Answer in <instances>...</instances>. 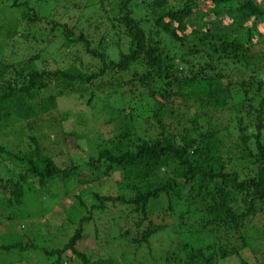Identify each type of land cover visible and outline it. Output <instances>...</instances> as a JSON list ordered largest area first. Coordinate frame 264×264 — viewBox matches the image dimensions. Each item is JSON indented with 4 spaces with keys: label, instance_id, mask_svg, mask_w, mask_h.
Wrapping results in <instances>:
<instances>
[{
    "label": "trees",
    "instance_id": "1",
    "mask_svg": "<svg viewBox=\"0 0 264 264\" xmlns=\"http://www.w3.org/2000/svg\"><path fill=\"white\" fill-rule=\"evenodd\" d=\"M1 1L0 28L15 15L37 22L38 6L47 14L53 6L48 5V0H36V8L28 0ZM94 1L84 29L74 26L67 30L64 25L53 23L50 29L57 31V26L62 27L60 47L80 45L93 71L83 73L72 67L36 69L38 56L15 65H0V129L8 122L27 123L40 115L51 116L49 122L56 113V98L68 94L83 98L90 93L88 105L95 92L107 100L117 93H130L123 98L120 95L123 103L130 104L123 114L124 126L97 146L94 154L80 155V163L66 169L57 167L42 153L35 137L17 141L11 151L0 146V163L9 177L11 173V179L0 185L4 220L15 219L27 194L36 200L50 198L49 192L54 191L47 187L59 182L68 198L75 185L97 179L99 172L104 179L117 173L120 180L116 186L121 194L115 197L89 193L93 205L57 248H52L57 238L50 234L45 220L40 225L20 224L19 231L9 235L13 239L0 246V251L19 256L38 254L45 264H66V253L79 264H117L110 256L89 260L76 247L92 211L101 212L109 204L126 207L134 214L129 228L120 230L110 244L120 241L124 247L144 246L151 253L150 239L170 229L169 225L156 226L152 221L165 217L175 221L176 225L171 226L177 235L207 234L239 244L226 247L225 243L221 248H229V253L221 251L220 257L214 254L213 243L192 250L181 241V257L185 256L182 264H214V258L231 255L239 264H249L240 253L249 248V241H264L263 223L260 230L246 234L253 227V219L264 217V79L260 81L255 74L262 71L258 59L247 57L253 47L249 45L251 36L258 33L247 20L259 19L264 24V0ZM89 5L91 1H85L84 7ZM225 20L227 23H223ZM227 31L231 37L223 33ZM160 34L164 40L158 38ZM185 42L192 43V47H184L185 53L176 57L172 45ZM199 53H204L209 61L194 67L188 57ZM175 62L183 67L177 68ZM229 65L232 67L226 70ZM184 67L194 69L183 73ZM235 83L238 87L233 88ZM134 93L137 96L131 97ZM132 98L140 105L133 106ZM256 101L255 108L252 102ZM180 118L185 119L180 122ZM238 118L253 120L252 135L243 132L245 127L234 128ZM221 119L226 125L216 122ZM231 131L237 136L232 137ZM236 163L247 167L242 173L229 169ZM43 188L47 189L46 194H42ZM73 204L85 206L76 197ZM73 204L64 207L59 203L57 208L70 214ZM200 214L198 221L195 218ZM63 219L60 223L66 226ZM190 219L201 224L200 228L190 224ZM173 253L169 249L162 252L165 264H178ZM167 255L172 258L170 263ZM261 256L262 260L253 264H264V253Z\"/></svg>",
    "mask_w": 264,
    "mask_h": 264
},
{
    "label": "rangeland",
    "instance_id": "2",
    "mask_svg": "<svg viewBox=\"0 0 264 264\" xmlns=\"http://www.w3.org/2000/svg\"><path fill=\"white\" fill-rule=\"evenodd\" d=\"M85 1L87 0H48V5H53L48 8L49 13L47 14L40 6H38V15L40 16L37 22H29L26 18H20L15 15L9 21L3 24L0 28V65H15L22 61H25L28 57L38 56V60L35 62V68H42L44 71L52 70H66L69 67L76 69L79 72L89 73L93 71L92 64L88 57L84 54L83 48L80 45L60 47L64 29L57 26V31H50L51 23L64 25L66 29H71L74 26L84 29L86 27V20L88 21V15L91 12L94 0L91 1V5L84 7ZM201 1V0H199ZM29 4L34 8L36 0H28ZM71 2L73 4H71ZM2 1L0 0V6ZM91 7V8H90ZM227 23V21H223ZM247 23L251 28H255L258 32L255 36H251L250 44L253 47L249 50L247 57L251 59L257 58L259 65L262 68L255 74L258 76L257 79L263 81L264 79V65H261V60H264V24L258 19L247 20ZM220 27L221 24L219 25ZM195 27V24L192 28ZM200 25L197 24L199 29ZM102 29V28H101ZM231 37V32H223ZM160 40H164L165 37L161 34L158 36ZM156 40V39H155ZM192 43L185 45L175 43L172 45V51L175 52L176 57L184 54L186 50L184 47H192ZM199 53L197 55H189L188 61L196 66H203L207 63L208 57ZM171 56V53L168 55ZM174 57V54H173ZM172 57V58H173ZM177 68L183 67L175 62ZM194 67H184L183 73H190ZM232 67L229 65L228 68ZM41 70V69H40ZM225 70V73H226ZM216 74V72H215ZM8 75V74H7ZM125 74L122 75L124 77ZM6 78V77H5ZM236 79H240L236 78ZM225 81H223L224 84ZM232 87H238V84H232ZM90 93H86L83 98H79L78 95L68 94L59 98H56V113L54 118L47 122L51 116L40 115L38 118L23 122H8L4 124L5 128L0 129V146L5 149L14 150L17 141H24L26 137H35L39 148H42V153L48 156L52 162L59 168L66 169L72 164L80 163V155L87 157V153L94 154L97 146L107 139L112 138L116 135L120 128L124 126L123 114L127 113L125 108L130 107L123 103L122 98L130 96V93H117L106 99L105 95H101L98 92L91 93L92 99L90 104H86V99ZM251 93H249L250 95ZM122 98H121V96ZM137 93L131 95L135 97ZM251 96V95H250ZM264 96V93L262 94ZM130 98V97H129ZM138 99V98H137ZM134 103L133 106H139L141 102H137L135 98H132ZM258 101L252 102L253 107H257ZM192 109H189L191 112ZM188 115L189 113H187ZM66 115V116H65ZM65 116L64 120L61 117ZM241 116V117H245ZM144 116H141V118ZM216 118V117H215ZM185 118H180V122H183ZM145 119H143L144 121ZM216 121V120H215ZM226 125V122L221 119L220 122ZM33 123V125H31ZM7 125V126H6ZM235 129L246 128L243 131L246 135H252L254 133L252 125L254 122L252 119L246 120L237 119L234 122ZM29 128V129H28ZM232 137L237 136V132H230ZM262 138L264 139V122L263 130L261 131ZM48 139V140H47ZM24 143V142H23ZM20 144V142H19ZM247 167L244 163H236L229 167L242 173V169ZM228 170V166H226ZM84 173V172H83ZM251 176V174H250ZM95 180L83 181L84 183L74 186V190L71 189L69 197L64 196V191L61 189L59 182L50 184L47 188L51 193V197H43L36 200L35 196L27 194L23 197V203L18 212H15V219L12 222L4 220L6 211L3 210L2 195L0 193V246H5L9 243L11 233L19 231V225L22 224L24 227L32 224H43L46 220L49 224V232L54 235L56 240L52 243V248H57V244L60 241H66L72 230L77 227L78 222L86 216L89 211V207L93 205V200L88 199L89 193H96L100 196H115L120 195L121 192L116 186V182L120 180L118 174L115 173L113 176H107L104 179V174L99 172ZM11 179L8 172L3 169V164L0 163V185L4 186L5 180ZM85 179V178H83ZM59 185V189H58ZM2 186V187H3ZM36 188V187H35ZM70 189V187H69ZM0 187V191H1ZM46 188L41 190L42 194L48 192ZM182 192L181 194H183ZM64 196V200L63 199ZM75 197L85 205L84 207H77L73 202ZM62 203L64 207L73 204L74 210L72 213H64V208H57L58 204ZM72 206V207H73ZM200 216L195 218L200 220ZM61 218L66 219L63 226L60 221ZM134 218V214H131L126 207H120L118 205L111 206L106 205V208L101 211H92L90 222L83 224V238L76 244L78 250L89 260L97 258L112 257L115 259L117 264H165L164 254L162 252L169 249L170 252H174L173 259L177 260L178 264H182L185 260V256L180 249V242H185L189 249L196 250L199 247L206 246L210 243L214 245V254L220 256L221 251L229 253V248H221L225 245L226 241L223 238L211 237L210 235H177L175 234L176 228L171 225H176L174 220H169L165 217H156L152 223L156 226L169 225L170 229H165L163 232H158L150 239V247L152 248L151 253L144 246L138 248L124 247L121 242L116 244H110L115 239L120 230H127L129 228L130 220ZM63 219V221H64ZM260 218L253 219V227L251 231L246 234H253L254 230L261 229L260 226L264 224V217L259 221ZM190 224L198 226L201 224H194V219H190ZM209 230V228H208ZM67 234V235H66ZM246 237L245 235H243ZM47 239V238H45ZM44 241L46 242V240ZM168 241H171L169 243ZM174 241V245H173ZM236 240L227 241L226 247L236 246L239 247ZM249 241V248L240 253L242 259L247 263L253 264L262 260L261 253H264V241L255 242ZM173 245V246H172ZM187 248V251L189 249ZM188 253V252H187ZM32 254V253H31ZM23 254L21 256L9 252L0 251V264H45V259L41 255ZM169 263L172 261L170 255ZM221 257V256H220ZM179 258V259H176ZM37 259V260H36ZM66 264H79L75 260H70V255L66 253L64 257ZM70 260V261H69ZM125 261V262H124ZM214 264H239L237 258L233 255L227 256L226 258H214Z\"/></svg>",
    "mask_w": 264,
    "mask_h": 264
}]
</instances>
